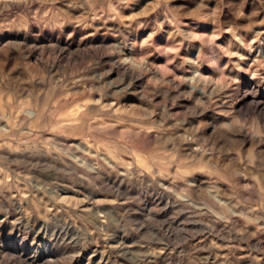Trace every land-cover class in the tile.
<instances>
[{
	"label": "rangeland",
	"instance_id": "obj_1",
	"mask_svg": "<svg viewBox=\"0 0 264 264\" xmlns=\"http://www.w3.org/2000/svg\"><path fill=\"white\" fill-rule=\"evenodd\" d=\"M0 264H264V0H0Z\"/></svg>",
	"mask_w": 264,
	"mask_h": 264
},
{
	"label": "bare ground",
	"instance_id": "obj_2",
	"mask_svg": "<svg viewBox=\"0 0 264 264\" xmlns=\"http://www.w3.org/2000/svg\"><path fill=\"white\" fill-rule=\"evenodd\" d=\"M119 62V61H118ZM127 69V68H126Z\"/></svg>",
	"mask_w": 264,
	"mask_h": 264
}]
</instances>
